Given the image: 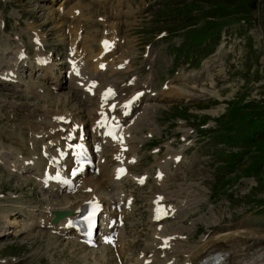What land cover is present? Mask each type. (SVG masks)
<instances>
[{"label":"rangeland","instance_id":"374dc122","mask_svg":"<svg viewBox=\"0 0 264 264\" xmlns=\"http://www.w3.org/2000/svg\"><path fill=\"white\" fill-rule=\"evenodd\" d=\"M173 1L178 2V0H121L119 3V0H109V6L104 15L107 18L99 20L104 24H116L120 28L121 36H128L129 46L124 51H131L129 55L139 85L152 68L155 69L153 77L156 79V86L153 90L156 91L161 88L166 89L162 86V82L168 83L173 76L182 74L181 80L173 82L175 86H182L181 89L184 90L182 94L174 97L167 95L163 98L162 94L158 96V91L157 94L151 95L156 105L153 104L155 107L147 124H144V132L135 131L138 137L150 142L145 147H140L143 141L138 144L144 152L139 170H135L141 171L151 167L154 160V154L151 151H155V144L160 143L162 146L173 137L176 142H182L186 136L183 135V130H188L190 135L186 137L192 138L193 144L185 150L182 172L174 181L181 184H190L195 181L196 198L200 202L193 203L192 210L183 220L182 225L188 226V229H184L187 236L184 239L198 243L203 233L210 239L226 231L243 229L249 225L253 229L250 232L264 234L260 226L262 222L264 225V209L253 205L257 199L264 201V189L259 182L256 188L248 193L250 185L256 183L254 176L248 173L251 167L254 168L253 156L260 155L259 145L264 141V135H254L253 138L256 139L250 145L248 140L245 142L242 140L243 144L249 145L247 150V147L239 145L240 141H238L228 145L224 152L225 145L220 143L219 156L223 155L222 159L234 156L233 153L236 151L239 155L246 151L244 157L246 155L248 157L245 159L243 157V161L229 170L225 169L227 166L217 170L212 165L215 159L213 139L207 133L203 136L197 131L203 129L200 128L201 126L222 125L226 119L234 117L246 124L231 128L221 126L218 132H230L238 140L244 132L250 133L253 128L258 130L264 126V117L259 110L264 108V0H181L184 1L182 3L188 2L185 4L172 3ZM59 2L65 9L74 5L65 3L63 0H0V20H3L0 22V50L6 37L10 42L14 40L16 43L14 35L21 32L23 35L21 39L29 44L27 43L29 25H33L35 28H41L44 39L50 47L64 53V48L56 44L58 40L56 34L62 30L57 31L55 21L69 18L66 13L58 18L62 15L60 11L57 12L60 10L59 7L56 11ZM170 3H172L171 8H169ZM129 4L134 5V11L124 15L125 6ZM91 6H93V16L104 13L101 4H91ZM35 8L40 9L37 11ZM215 8L216 11H214ZM188 15L192 18L182 20ZM219 16L221 18L217 19L216 17ZM205 20H210L206 21V25L213 24L216 29L219 28L217 37L214 34L208 40L210 30L203 29L197 37L200 44L198 46L192 42L189 30L196 31L197 28L204 26ZM104 24H98L97 38L102 34ZM78 27L86 29L83 21H80ZM162 30L165 33L160 37L159 33ZM146 43L149 47L145 52ZM95 47L97 48V39L94 43ZM202 61H206L208 66H200L203 64ZM150 63L154 66H149ZM39 73L40 71H36L35 76L31 77L29 69L21 71L24 81L43 84L37 77ZM104 76L115 78L111 76L109 70ZM195 77L198 80L195 81ZM40 92L42 98L46 95L44 98L46 101L41 99L42 101L38 102L42 103V105L39 104L41 107L72 108L74 103L70 104L73 98L77 102L74 112L77 116L80 115L76 97L54 105V100L61 97L63 89H58L60 94H55L52 90ZM17 93L21 92H13L12 89L0 83V132L2 134H5L2 129L4 127H16L19 132L27 133L29 125H26V119L35 117L33 104L37 105L36 98ZM253 107L258 115L253 114ZM249 114L252 119H255L250 123ZM202 123L204 124L201 125ZM192 129H194L193 132ZM15 138L18 137H0V145L6 148L14 147ZM254 144L258 146L253 148ZM249 156L251 159L245 162ZM237 157L238 155L235 156ZM184 173L186 175H183ZM214 179L215 182H213ZM20 181V178L12 177L6 171L3 175L0 173V193H2L0 214L9 213L8 204L18 205L19 202L28 205L40 196L33 183L26 185V188L21 187L22 185L15 186ZM152 183L150 178L144 187H135L136 205L126 231L131 235L135 230L137 232L141 230L143 239L141 243L137 242L132 247L131 254L128 250L125 261L129 264H133L132 258L136 256L139 247L153 236L152 228L148 224L147 197ZM127 186H131V180H128ZM11 195H20V197L7 199ZM213 196L215 198H212ZM17 218L22 221L25 216L17 215ZM188 220H193L192 224L187 223ZM131 223H134L135 227H131ZM5 224L0 217V230ZM23 224L26 225L25 222ZM17 232L8 233L7 231L8 234L0 236V264H100L101 262L95 261L93 249L72 244L68 242V239L60 236L50 235L45 232V229L36 227L30 233ZM258 247V242L250 238L246 252L244 250L245 256L249 257ZM262 252L264 254V247ZM182 261L180 256L178 264ZM263 262L260 264H264Z\"/></svg>","mask_w":264,"mask_h":264},{"label":"bare ground","instance_id":"6f19581e","mask_svg":"<svg viewBox=\"0 0 264 264\" xmlns=\"http://www.w3.org/2000/svg\"><path fill=\"white\" fill-rule=\"evenodd\" d=\"M65 1H72V0H65ZM105 1L106 0H98L97 3H104ZM79 2H80V5H78V6L74 5L72 8H70V10H67V11L69 13H71L70 16H72L74 19H78L79 17H85V19L88 20L92 16V13L90 12V5L88 2H84L83 0H79ZM90 2L94 3L95 0H90ZM58 6H57V8H58ZM75 7L80 9L78 15H75V12L73 10ZM40 8H42V7H40ZM57 8H56V10H57ZM35 9L37 11L39 10L37 8H35ZM58 11H60V10H58ZM48 12H50V11H48ZM48 12H45V13L47 14ZM51 13L52 12H50V14ZM86 13H88V15H86ZM70 21H72V20H70ZM70 21L67 22V21L56 20L55 21V27L59 29L62 27V25H65V24L67 25V23H68V26H74ZM94 22H96V21H93L92 23H94ZM32 28H34V26L29 25V29H32ZM78 28L79 27L75 28L73 30V32L69 31V33L64 31V33H62V35L59 38L62 40L66 39V41L70 45H74V49H75L74 57H79V59L83 58V61L86 62L85 69H87V73L89 75L95 76L103 84H105L104 81L106 78L103 77L104 71L97 67V64L100 60H106L107 61L106 67H108L110 69V71H112L113 73H119V72H122L124 70H128L131 67L132 63H131L130 59L124 65L125 67L122 69L115 68L113 63L109 64L110 62H108V57L116 51L117 47H119L118 45L120 44V42H118V40H117L118 43L116 42V47L114 48L113 51L105 54L101 58L98 57L95 61H92V60L89 61V59H92L93 56H96L100 50L99 44H98V50L96 52L94 51V48H93V42L95 40L96 30H85L84 32L78 34V31H77ZM106 28H107L108 34H104V35H109L110 37H112L113 35H116V33L113 30V27H111L109 29H108V27H106ZM68 30H70V29H68ZM20 35L23 36L22 32L20 33ZM16 37L19 40L21 39V38H19V36H16ZM30 38H31V36H30ZM13 46H15V44ZM127 47L128 46L123 48L119 54L125 53L123 56L129 55L131 53V51H124ZM16 51H17V49L14 50V54L11 57V61H8V60L4 61L3 65L7 66L8 68H9V66L11 68H14V67L18 68L19 66H21L23 64L24 61H28L27 65L30 67V69H32V66H34V65L35 66H41V67L45 68L47 73L44 74L43 76H45V78L51 77L53 79V82H51V83L54 86L61 87L64 85L63 84L64 81L62 80L63 76L60 74L58 67H56L57 69L54 70L53 67H51V65L37 64V63H35L33 56H31L30 54H28V56L19 60V58L16 54ZM122 59L123 58H121V60ZM200 66L207 67L208 65L206 64V61H204L203 64H201ZM65 71H66V67H65ZM152 72H153V69H152V71H150L148 73V77H147L148 79L145 82V83H147L146 86H150V84L151 85L155 84L154 77L152 76ZM16 77H18V74L16 75ZM181 79H182V74L178 75L177 77L174 76L171 81H179ZM196 80H198L197 77H195V81ZM76 82H77L76 77L73 75H70L68 87L72 90L78 89L79 86L77 85ZM17 86H19V82L16 83V87ZM12 88H13V86H12ZM125 88H127V87L122 86L120 88V90H123ZM181 88H182V86L174 87L173 84H169L167 86V89L162 90V91L160 90V92L166 93L168 96H178V94H176V93L182 94V91L184 92V90ZM96 91L99 92V89L96 88ZM175 91H176V93H175ZM60 93L61 92L55 93V94H60ZM81 94L85 96L86 101L81 103L80 106H78L80 116H75V117L80 118V119H85V120L88 119L91 121V119L94 118V116H96L95 112H96V106L98 103L97 93L91 96L90 94H88L84 90H82L80 87V95ZM62 95H65V96H62ZM32 96H34L37 100V102H36L37 105L35 103L33 104V107L36 109V112L34 113L36 115V117L33 120L30 119L29 123H28L30 125V131L32 133V135L28 137V140L31 141L32 147L29 148L27 145L24 147L23 146L24 145V142H23L24 139H22V137L21 138L19 137L15 140V143L18 146L15 148V151L12 152V153H15V156L13 159L14 163L18 160H21L19 163H17V168L20 169L22 172L27 173L23 177V179L25 181L30 179L32 175H40L41 171L43 169V167L39 165L42 163L43 157L40 154V148L38 147V145L41 146L42 144L46 143L48 148H51L50 144H48V141L50 139L56 140L59 136V132H57V131L52 132V129H54L57 126V123L52 119V116L55 114H61V115H65V116H72V118H73V116H74L73 113H75L74 109L77 108V106H76L77 102L74 101V99L72 98L71 92H69V91L62 92L61 97L54 100V105H57V103L59 104V103L63 102V100L66 102L67 100L72 98V103L70 104V105H72L74 103V105H73L74 107H72V108L61 107V106L59 108H56L57 106L55 108L41 107L40 105H42V103H38V102H40L42 100L44 101L45 100L44 98L46 97V95L42 98L40 93H36L33 91ZM152 99H153V97H151V96L145 97V101H147V102L144 103L145 109H144V112L142 114V117L140 119H138L135 123H132L129 126L128 131H131V130L136 131L137 129L141 130L144 128L143 123L146 124L148 122L149 117H150V112L152 111L151 107H152L153 102L152 101L150 102V100H152ZM62 106H64V104ZM76 118H73V119L77 120ZM4 128H6V127H4ZM36 133H41V136L36 137ZM0 137L10 138V136L2 134L1 132H0ZM132 138H133V135H132ZM134 141H135V139H134ZM133 150H135V148H133ZM164 153H165L164 162L161 164L160 160H159L160 157H156V159H157L156 163L160 164V168L164 172H166V174H165V176L162 177L161 180H157L154 177V180H153L154 181L153 182L154 187L152 186V189H151V192L149 195L150 200L154 196V192H157L159 190L163 191L162 189L163 188L165 189L168 185V180H174L173 178L178 176V173H175V171L178 172V169L180 168V166L182 164V159H181L175 165L174 170L172 167L168 169V167H167V161H168L167 154H170V159H171L172 156H174L178 153V151H176L172 147H167ZM35 154H36V157L32 156ZM18 155H22L25 157L19 158ZM24 158H33V159L36 158V159H35L34 163L24 165L22 162ZM4 162H6V160H4ZM14 163L12 165L16 166V164H14ZM172 163H174V161H172ZM99 165H100V168H102L101 169V173H102L101 176L89 175L87 177H83L82 181H81V187L79 188V190L77 192L71 193V194L62 193L61 199H58L57 201H55L56 205L49 204V205L42 206V207H45L44 209H46V210L40 209L36 213V214H39V218L35 221H33V220L26 221L25 222L26 225H24V224L21 225L18 220H16L14 217L10 216V214H12V213L0 214V217L3 218V222L6 223L4 225V228L2 230H0V235H5L7 232V231H5V229L9 228V227H13V229H16L19 226V229H21L23 226L27 227L31 224L33 225V222L40 223V222H42V220L40 218L42 216H44V213L47 214V216H45V220H44V223L46 224L48 222L49 217H50V212H49L50 209H54V208L60 209L61 208V209L74 210L80 205L82 200L89 198L91 196L92 192L99 193L100 196L102 197V199L106 200L107 202H110V200L112 198L117 197V194L119 191H116V189H121L123 187L117 186L121 182H119L118 180L113 178V172L112 171L106 172L107 164L99 162ZM1 173L4 174L3 171ZM104 173H105V175H104ZM36 182L39 185H41L39 181H36ZM23 184L24 183H22V182H18L17 185L15 184V186H19V185H23ZM87 185L92 186L91 191H85L84 190V188ZM193 185H196L195 181L190 183V186H192V188H193ZM107 186L110 190L103 191L104 189L107 188ZM52 187L53 186H49L48 188H45V190L51 191L53 189ZM192 188H190V189L188 188L187 190H184V189H181V188L178 189L175 187V188H171L170 190L166 191V193H168V196H170L174 200V202L179 206V210H183L184 205H182V203H177L176 196L178 195L180 199H186L187 201H189V202L192 201V203H193V200H194V198H196L197 194L195 192L196 189L195 188L192 189ZM11 189H13V187H11ZM54 192L59 193V189L56 188L54 190ZM102 192H104L103 195H101ZM113 194H115V196H112ZM13 197L15 198L16 196H13ZM73 214H74V211L70 215H73ZM66 218L67 217L63 218L62 221L58 222V224H63L64 221L66 220ZM149 220H150V216H149ZM150 223L153 224V232H152L153 235H156L158 233V234H160V236H162L163 235L162 232L156 230V223H154L151 220H150ZM262 223L260 224V226L264 230V225ZM55 227H57V226H55ZM163 227H162V229H163ZM251 228L252 227H250V225H249L243 229H237V230L233 229L232 231H226L224 234L218 235L214 239H209V238H207L205 240L201 239L196 244H189L190 242L186 243V242H184L183 239L182 240L176 239L175 241H172V243H174L172 250L176 251V252L177 251L182 252V254H185L188 257L187 259L183 260L182 264H184L186 261H192V263H196L197 261H199L202 258V256H204L205 254H207L206 256H208L210 251H215V250H219V251L223 252L224 264H258V263L260 264L261 262L264 261V254L262 252V248L264 247V245H263L264 234L252 233V232H250L251 230H253ZM63 230H64V228H60V231H63ZM174 232L181 234V233H183V230L180 229V230H178V232H177V230H174V231H171L170 233H174ZM250 238H253V240L256 241V243L258 242L259 247H258V249H255V251L252 250L253 251L252 254L249 257H246L245 256V254H246L245 249L248 247V241ZM211 241H212V243H211L210 248L208 250L207 243H209ZM133 242H134L133 238H130L129 241L127 242L126 238H124L121 235V233L119 232L116 247H117L118 254H119L120 258L124 257V252H125L124 248L126 247V244L129 243V248H130L133 245ZM158 244H160V238L155 241V238L151 237V241L147 242L142 247V249L144 250V256L142 258H139L138 254H137V256L133 259V264H143L144 259L147 257L146 254L148 251H152V262L149 264H161V263L162 264H168L167 262L170 259V257H168V255H167L164 258V256L167 254L168 251L166 249L163 250V249L159 248ZM53 246H55V245H53ZM244 250H245V252H244ZM247 250H249V249H247ZM161 252H164V254H165V255H163L164 259L159 258ZM178 256H180V254ZM102 258L104 259L105 262H108L109 260H111V252L107 251V254L105 256H102ZM175 264H177V262H175Z\"/></svg>","mask_w":264,"mask_h":264},{"label":"trees","instance_id":"16d2710c","mask_svg":"<svg viewBox=\"0 0 264 264\" xmlns=\"http://www.w3.org/2000/svg\"><path fill=\"white\" fill-rule=\"evenodd\" d=\"M259 110H261V111L264 112V108H261V109L259 108ZM252 112H253L254 115H258V112L254 109V107L252 108ZM243 115H245V114H243ZM260 118H262V117H260ZM262 119H263V118H262ZM253 120H255V119H252V118L250 117V114H249V123H250L251 121H253ZM239 122H240L241 124H246V123H244V122H242V121H240V120H239ZM258 134H260V135H264V126L260 127L258 130L255 129V128H253V131L250 132L249 140H253V136H254V135H258ZM256 146H258V145H257V144H254V145H253V148H256ZM258 152H260V155L258 156V158L261 157V156L264 154V141L261 143V145H259V151H258ZM253 160H255V162H256V160H257V156H253Z\"/></svg>","mask_w":264,"mask_h":264}]
</instances>
